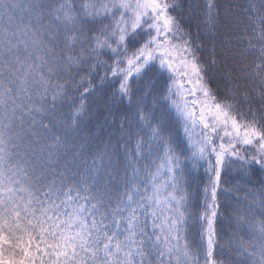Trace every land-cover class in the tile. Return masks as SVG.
Wrapping results in <instances>:
<instances>
[{"label": "snow or ice", "instance_id": "snow-or-ice-1", "mask_svg": "<svg viewBox=\"0 0 264 264\" xmlns=\"http://www.w3.org/2000/svg\"><path fill=\"white\" fill-rule=\"evenodd\" d=\"M216 8L0 0V264H264V0Z\"/></svg>", "mask_w": 264, "mask_h": 264}, {"label": "trees", "instance_id": "trees-1", "mask_svg": "<svg viewBox=\"0 0 264 264\" xmlns=\"http://www.w3.org/2000/svg\"><path fill=\"white\" fill-rule=\"evenodd\" d=\"M197 3L203 5L205 3V0H197ZM215 3L217 4L216 11L219 13V17L223 19L226 15H228V13L225 12V9L231 7L235 3V0H215ZM202 40L205 43H210L209 38L207 36L202 37ZM204 56L205 58H207L208 52H205ZM212 86L213 87L216 86L215 80L212 82ZM65 111H67V109H65ZM227 186H230V185H226V187ZM234 195L244 196L245 193L241 191L239 193H235ZM229 200L231 203H235V201L231 200L230 198ZM241 205H243V201H241ZM218 227H220L223 230V235L220 238V243L227 247L229 236L235 230L231 227L226 217L223 220V222L218 225Z\"/></svg>", "mask_w": 264, "mask_h": 264}]
</instances>
